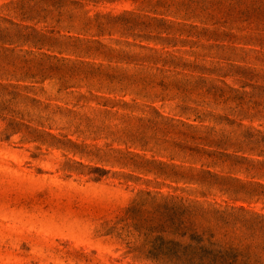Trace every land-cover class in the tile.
<instances>
[{"label": "rangeland", "instance_id": "374dc122", "mask_svg": "<svg viewBox=\"0 0 264 264\" xmlns=\"http://www.w3.org/2000/svg\"><path fill=\"white\" fill-rule=\"evenodd\" d=\"M225 12L223 22L218 17ZM136 15L172 27L164 33ZM258 19L264 20V0H0V66L8 69L38 61L34 51L59 56L49 46L66 42L61 35L112 46L109 39H125L181 57L157 75L164 90L145 92L153 99L142 92H87L82 84L56 92L53 80H5L27 88L0 92V264H152L129 252L130 237L119 223L124 209L139 192L187 196V189L202 188L161 173L195 176L208 190L206 200L264 213V167L219 155L234 153L223 144L242 140L252 131L245 126L264 133V120L242 119L237 127L207 115L193 120L180 107L195 106L181 97L198 96L209 102L198 108L222 114L210 103L213 93L244 92L246 101L264 96V47L237 36ZM140 21L147 23L141 32L171 40L114 31ZM101 28L111 31L96 35ZM209 141L221 145H201ZM195 145L214 152L188 149Z\"/></svg>", "mask_w": 264, "mask_h": 264}, {"label": "trees", "instance_id": "16d2710c", "mask_svg": "<svg viewBox=\"0 0 264 264\" xmlns=\"http://www.w3.org/2000/svg\"><path fill=\"white\" fill-rule=\"evenodd\" d=\"M240 12L249 17V10L246 8ZM139 17L156 21L160 31L164 33H169L168 30L173 23L162 18L136 15V19ZM220 18H223V22L226 21L227 12L224 13V17H218ZM146 27L147 23L140 21L123 30L114 31L133 39L171 40L166 36H149L141 32ZM248 27L253 30L237 36L244 38L247 43L264 47V33L260 31V27H264V20L258 19L253 24L250 22ZM105 29L101 28L96 35L103 34ZM135 29L137 32L134 31ZM106 31L111 30L109 28ZM227 35L237 38L230 32ZM61 37L67 41L49 46L51 47L49 50L60 54L59 56L34 51V54H38V61L32 63V60H28L25 68H14L12 64L10 69L4 65L0 66V92H20V88H27L18 83L7 82L6 79L26 80L31 83L53 80L57 86L56 92L82 84L88 88L87 92L91 90L135 92V94L142 92L138 94L140 97L153 99L157 96L145 92L164 90L167 87L165 79L157 75L169 72L170 69L164 66L175 67V61L181 58L172 51H161L125 39H109L114 42L112 46L96 38L67 35ZM160 52L166 57L160 58L158 55ZM26 53L33 54L32 51ZM32 86L30 85V88ZM39 89L41 90V87ZM235 93H237L235 96H225L223 93L212 94L210 103L215 106L220 105L218 109L223 112L222 114L198 108L200 105L208 106L209 102L203 97L190 95L181 97V101L195 106L180 104L183 108L181 113L192 115L193 120L199 121L206 119L205 115H207L206 117L220 119L237 127L244 126L242 119L264 120V96L252 97L251 100L246 101L244 92ZM2 98L0 97V100ZM12 99L13 97L7 98L4 103L10 105ZM230 101L234 102L229 104ZM245 127L252 131L245 133L242 140L224 143L223 149L264 157V133L250 126ZM201 145L220 147L221 144L209 141ZM188 149L196 152L198 150L214 152L206 151L198 145ZM234 153L219 152V155L256 162L264 167V159L256 160ZM160 175L171 181L193 183L202 188L187 189L185 191L187 196L162 194L159 191L139 192L124 209L123 217L119 220L122 224L120 229H125L126 235L130 237L126 245L129 252L152 264H264V213L240 205L232 206L206 200L208 190L203 188L202 181L195 176H185L177 172ZM222 191L226 193L225 190Z\"/></svg>", "mask_w": 264, "mask_h": 264}]
</instances>
